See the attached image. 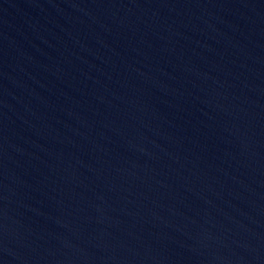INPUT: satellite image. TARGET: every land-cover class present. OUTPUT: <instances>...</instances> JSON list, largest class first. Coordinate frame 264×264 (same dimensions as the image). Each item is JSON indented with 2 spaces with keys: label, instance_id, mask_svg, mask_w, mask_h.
Wrapping results in <instances>:
<instances>
[{
  "label": "water",
  "instance_id": "obj_1",
  "mask_svg": "<svg viewBox=\"0 0 264 264\" xmlns=\"http://www.w3.org/2000/svg\"><path fill=\"white\" fill-rule=\"evenodd\" d=\"M0 264H264V0H0Z\"/></svg>",
  "mask_w": 264,
  "mask_h": 264
}]
</instances>
